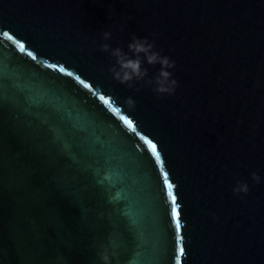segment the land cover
<instances>
[{
    "label": "water",
    "instance_id": "water-1",
    "mask_svg": "<svg viewBox=\"0 0 264 264\" xmlns=\"http://www.w3.org/2000/svg\"><path fill=\"white\" fill-rule=\"evenodd\" d=\"M133 34L176 62L174 95L112 78L100 44L128 52ZM104 249L264 264V0H0V264Z\"/></svg>",
    "mask_w": 264,
    "mask_h": 264
},
{
    "label": "clouds",
    "instance_id": "clouds-1",
    "mask_svg": "<svg viewBox=\"0 0 264 264\" xmlns=\"http://www.w3.org/2000/svg\"><path fill=\"white\" fill-rule=\"evenodd\" d=\"M102 35L104 41L112 38L111 31H104ZM152 35L155 36L156 34L153 33ZM127 47L128 52H125L119 47L113 49L106 42L100 44V51L109 53L114 58L115 63L108 70L112 78L121 84H126L129 88H135L136 83L142 82L143 86L151 87L158 97L174 95L178 81L173 78V72L170 70L176 68V62L169 56L162 55V49L156 50L155 39L150 41L146 37L138 38L133 34ZM145 62L153 67L160 65L154 78L149 77L148 68L144 67ZM135 91H140V88H135ZM126 104L130 108H134L136 101L129 97ZM251 178L257 184L261 182V177L256 172L251 173ZM248 192L249 186L246 182L238 181L233 188L235 195H247ZM98 256L103 264H108L107 249L99 252Z\"/></svg>",
    "mask_w": 264,
    "mask_h": 264
},
{
    "label": "snow or ice",
    "instance_id": "snow-or-ice-1",
    "mask_svg": "<svg viewBox=\"0 0 264 264\" xmlns=\"http://www.w3.org/2000/svg\"><path fill=\"white\" fill-rule=\"evenodd\" d=\"M20 48H21V51H23V49H24V45L21 44V45H20ZM124 123L127 124L129 127H132V126H133V125H132V122H131L130 120L125 119V120H124ZM151 148H152V153H153V155H155L156 159L159 161V160H160V155H159V153H158V151H157V146H156L155 144H152V145H151ZM173 187H174L173 184L168 183V195H169V196L171 197V199H172V204H173V215L178 217L179 213L177 212V209H176V196H175L174 193H173V190H172ZM179 228H180V224H179V222H178V223H177V229L179 230ZM181 254H183V249H181Z\"/></svg>",
    "mask_w": 264,
    "mask_h": 264
}]
</instances>
